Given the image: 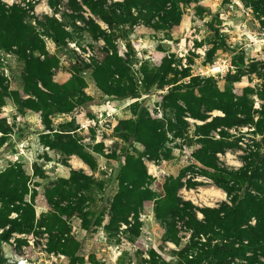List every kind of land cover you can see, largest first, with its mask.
Segmentation results:
<instances>
[{
    "label": "rangeland",
    "instance_id": "obj_1",
    "mask_svg": "<svg viewBox=\"0 0 264 264\" xmlns=\"http://www.w3.org/2000/svg\"><path fill=\"white\" fill-rule=\"evenodd\" d=\"M4 2L23 4L22 0ZM36 3L27 20L40 31L34 18L43 20L45 15L53 16L54 10L48 0ZM182 9V20L169 29H154L152 24L139 21L130 38L132 52L125 41L113 42L115 54L121 59L136 60L128 67L135 77H141L139 72H159L171 83H159L150 93L125 101L104 95L91 69L76 72L73 67H83L82 61L91 64L96 55L102 60L106 55L102 39L95 41L83 33L68 40V48H60L53 40L43 38L46 53L34 56L52 66L51 75L43 79L47 87L36 76V66L30 67V51L24 55L16 47L0 48V180L9 172L22 180L20 193L25 203L17 204L20 210L11 213L10 219L20 217L25 222L28 205L35 213L30 232L13 233L8 241H0L4 264L22 260L28 264H70L66 255L49 252L47 224H53L49 216L58 203L59 208L69 203L58 193L68 190L72 171L101 182L100 186L92 183L77 195L84 200V211L91 213L88 228L77 216L61 217L62 224L69 226L81 242L79 262L174 264L177 253L189 244L190 233L182 230L177 234V246L167 238L165 225L156 217V200L164 196L166 181L185 172L183 182H201L194 189L179 192L181 198L200 208L219 207L228 201L226 193L209 177L197 175L203 166L195 155L204 145L200 140L206 139V131L197 126L225 113L236 122L209 136L221 141L220 131L226 132L224 143L229 147L217 155L223 166L239 169L243 157L256 147L264 150V130L260 132L256 126L264 118V16L249 0H204ZM56 17L61 18L59 14ZM100 25L103 30L107 28ZM78 75L84 83L77 82ZM120 81L117 76L112 79L115 87L130 84ZM137 84L143 87L142 82ZM171 88L179 92L166 97ZM213 104L225 111L208 112ZM176 106L184 108L181 122ZM191 112L206 120L193 118ZM143 116L144 122L159 121L157 126L152 124L156 133L148 132L149 124H140ZM244 118L254 123L239 124ZM138 125L140 132L132 136ZM70 140L76 141L85 157L95 163V173L79 155L69 157L52 147ZM150 141L154 151L149 149ZM123 148L128 149L129 156L122 155ZM138 161L147 169L145 188L157 199L145 202L129 223H112V203L121 181L131 180V170L138 167ZM94 212H99V218L91 217ZM3 231L0 229V235Z\"/></svg>",
    "mask_w": 264,
    "mask_h": 264
},
{
    "label": "trees",
    "instance_id": "obj_2",
    "mask_svg": "<svg viewBox=\"0 0 264 264\" xmlns=\"http://www.w3.org/2000/svg\"><path fill=\"white\" fill-rule=\"evenodd\" d=\"M201 1L204 0H48L49 6L54 10V15H45L43 20L33 17L41 29L38 31L31 24L32 22L27 20L28 14L34 12L36 0H22L23 4L12 6L0 0V48L10 50L16 47V51L24 55L30 51L32 59L30 67L32 64L36 66V76L41 77L40 81L47 87L48 84L43 79L51 75L52 66L48 61L43 62L34 56L36 53H46L43 38L53 40L60 48H68V40L76 35L87 33L95 41L104 40L106 55L102 60L96 55L91 64L82 61L83 67L74 65L76 72L91 69L97 86L104 95L111 99L121 101L134 99L143 93H150L159 83L168 85L171 83L165 75L159 72L154 75L149 72H139L141 75L139 78L142 81L139 80L130 73L128 68L133 66L136 60L121 59L115 54L113 42L116 43L118 39L125 41L127 48L132 52L130 38L139 21L152 24L154 29H169L182 20L183 6L199 5ZM249 1L251 6L264 16V0ZM57 14L60 15V19L56 17ZM100 22L107 27L105 30ZM254 71L255 69L250 73ZM116 76L121 81H128L130 84L115 87L112 79ZM75 79L77 82L84 83L79 75ZM139 81L142 82L143 87L138 86ZM173 88L166 97L179 92L178 89ZM176 107L179 109L178 120L181 122L184 108ZM215 109L225 111L218 104L208 106V112ZM187 111L190 112V110ZM225 114L224 117L216 116L211 121L197 126L201 131H206L204 134L206 139L200 140L204 145L196 152L195 157L203 166V170L197 172V175L201 173L209 177L215 186L226 193L228 201L222 202L219 207L203 208L195 206L190 201H185L179 196L180 190L194 189L201 185V182L192 179L183 182L185 172L177 179H168L164 186V196L156 200L155 193L145 188L146 166L138 161V167L131 170V180L122 179L121 189L112 203V223H129V218L132 215H138L145 202L156 200V217L165 225L166 236L169 240L179 246L177 234L182 230L190 233L189 244L177 253L178 259L174 264H264V150L257 145L258 147L252 154L243 157V165L239 169L223 166L217 155L224 154L229 147L224 143L226 132L220 131L221 139H223L221 141L213 140L209 136L222 127L231 128L236 125V122L230 121L227 113ZM144 116L140 124H149L148 132L156 133L155 126L159 121L148 119L144 122ZM191 116L195 119L206 120L204 116L196 112H191ZM239 121V124L243 125L254 123L251 118ZM141 125L135 126L132 136L138 135ZM256 126L257 130L262 132L264 118L259 119ZM148 144L149 149L154 151L155 146L152 141ZM57 146L52 147L60 148V151L69 157L79 155L94 173L97 171L95 163L85 157L81 152V146L76 141L70 140L66 143L61 141ZM122 155L129 156L127 148L122 149ZM126 173L128 174L127 171ZM19 177L18 174L9 172L0 180V201L3 204L0 209V229L4 230L0 235V241H8L13 233L30 232L33 227L35 213L32 206L28 205L25 222H22L23 219L21 220L20 217L14 220L9 218L11 213L19 212L20 208L17 207L19 202L25 203L24 194L20 193L22 180ZM96 181L98 180L93 176L72 171L67 182L68 190L61 189L58 193L64 201L69 203L63 208H59L60 203H58V208L49 216L50 220L54 221L51 225L47 224L48 250L51 253L66 255L70 258V264H83L79 262L77 255L81 242L72 235L69 226L62 224L61 217L77 216L85 222L84 227L88 228L91 222L88 217L91 213L84 211V200L78 199L77 195L82 190H87ZM96 184L100 186L101 182ZM73 198L75 200H72ZM92 216L95 219L99 218V212H94ZM6 227L8 228L5 229ZM4 263L5 260L0 250V264Z\"/></svg>",
    "mask_w": 264,
    "mask_h": 264
},
{
    "label": "built area",
    "instance_id": "obj_3",
    "mask_svg": "<svg viewBox=\"0 0 264 264\" xmlns=\"http://www.w3.org/2000/svg\"><path fill=\"white\" fill-rule=\"evenodd\" d=\"M18 264H28V263L27 261L22 260V261H19Z\"/></svg>",
    "mask_w": 264,
    "mask_h": 264
}]
</instances>
